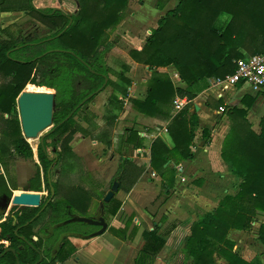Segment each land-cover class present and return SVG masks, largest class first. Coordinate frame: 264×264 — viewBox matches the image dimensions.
Returning <instances> with one entry per match:
<instances>
[{
    "label": "trees",
    "instance_id": "16d2710c",
    "mask_svg": "<svg viewBox=\"0 0 264 264\" xmlns=\"http://www.w3.org/2000/svg\"><path fill=\"white\" fill-rule=\"evenodd\" d=\"M32 1L0 0V11L23 10L54 31L49 37L36 39L21 37L18 26L0 28V35L5 38L0 43V75L7 80L0 84V201L10 200L13 190L17 189L15 177L9 174L10 161L33 157L32 149L22 134L20 121L14 116L17 98L28 83L41 87V92H49L46 88L54 90L53 128L45 137L56 139L52 142L53 148L61 142L62 150L67 154H72L69 144L75 134L79 132L87 136L91 128H95V116L89 110V104L96 95L106 86L120 91L123 96L128 94L126 89L109 78L110 69L104 59L112 46L106 40L107 33L123 19L128 0H76L78 11L70 16L59 9H36ZM163 4L158 1V9H162ZM223 14L228 16V20L223 27L217 26ZM49 16H52L50 22L47 21ZM51 44L52 47H49ZM42 46L48 49H41ZM242 49L249 50V56L264 51V0H176L175 7L158 19L156 27L145 38L143 47L129 51L134 62L149 68L174 67L186 86H176L166 72L153 70L147 81L145 96L140 99L129 97L133 109L139 113L168 122L167 134L172 147L156 138L149 150L150 166L161 178L164 179L167 174L174 175L171 167H164L168 161L177 165L192 157L191 148L198 127V118L186 108L171 115L173 99L178 96L192 101L196 93L191 89L196 86L206 88L209 79L234 73L236 60L245 56ZM19 54L26 57L21 58ZM118 78L127 85L131 83L123 75ZM257 95H244L241 107L224 105L221 99L206 102L214 109L225 108L223 114L229 119L230 129L222 144L221 158L242 181L235 195H226L215 210L203 214L191 224L183 251L187 259H192V264H216L217 256L226 259L228 264H250L232 250L233 245L226 235L231 229L249 230L257 217H262L258 237L264 246V116L260 119L259 132L252 129L247 118ZM115 98L110 97L107 104L106 112L110 115L104 118L108 125L114 120L113 112L122 109L123 103ZM78 114H81L87 127L74 123ZM211 132L212 129H202L204 145L211 142ZM126 134V140L133 144V149L142 148L143 141L136 130L128 129ZM106 144L111 145L110 141ZM46 147L47 143L38 147V159L48 196L38 207L17 210L15 224H0V238L10 240L22 263L32 264L39 258L18 237L24 236L29 242L31 233L26 229H30L38 218L45 217L37 230L38 234H42L71 217L80 216L79 212H88L91 207L92 196L87 192L74 187L62 197L59 196L60 184L57 180L49 183L46 174L51 162L43 151ZM56 154L57 159L53 157L52 164L60 160L61 154ZM142 171L131 159L125 158L111 179L109 188L118 177L119 191L129 192L130 188L124 187L123 182H134ZM50 184L54 188V197L41 211L50 197ZM29 188L31 191H42L40 172L37 171L29 180ZM105 194L97 198L102 200ZM115 195L108 203L103 202L106 216L116 215L121 206ZM32 218L35 219L30 222ZM91 227L84 222H73L53 229L52 247L65 233H74L79 235L77 238L83 239L93 236L89 234ZM124 228L121 239L125 238L127 226ZM16 229L17 235L14 233ZM111 231L120 236L117 229L112 228ZM70 237L63 238L56 255L50 259L52 264L55 260L63 264L70 250ZM142 238L144 245L136 264H151L165 245V238L158 225L144 231ZM20 245L24 246L21 251L17 249ZM36 245H39L38 241L33 245L37 249ZM4 252L5 249L0 254ZM43 252L49 255L48 250ZM7 255L13 258L11 264H15V257L10 253Z\"/></svg>",
    "mask_w": 264,
    "mask_h": 264
},
{
    "label": "crops",
    "instance_id": "0c3cea01",
    "mask_svg": "<svg viewBox=\"0 0 264 264\" xmlns=\"http://www.w3.org/2000/svg\"><path fill=\"white\" fill-rule=\"evenodd\" d=\"M172 2L173 0H168V2L166 3L170 4ZM32 4L36 9L39 10L52 8L59 9L68 16L74 15L78 11V4L76 0H33ZM164 7L165 4H163L162 9L157 8V10L162 11ZM170 9L172 8H169L168 10ZM24 13L0 11V28H6L13 22L15 25L11 26L20 27L19 24L22 23L20 21L25 20H32L38 26H42L41 23L32 18L28 12ZM221 19L227 21L228 16L223 15ZM121 21L122 23L125 22L123 20ZM225 23H221V25L217 26L223 27ZM140 24H144V22ZM122 38L124 40H130V33L128 32L127 34L122 35ZM242 52L245 55L244 57L249 56V50L242 49ZM132 62L134 61L132 60ZM209 80L208 86L199 93L201 98L206 97L208 99L205 100V102L199 101L192 106V114H195L198 118V129L200 130L198 132L196 130L195 132V137L193 139L191 148L192 157L188 160L181 161L177 165H175L171 161H168L164 165V167H171L174 170V175L170 176L167 174L164 179L161 178L160 175L151 168L149 150L151 143L156 138H160L169 148L172 147L171 139L167 134L168 122L160 120L159 118L145 116L133 109L132 105H128L126 104V101H123L125 104L124 108H127L129 112L131 111L130 114L133 116V120L135 121L134 125L136 126V128H134V130L137 131L143 141L142 148L134 149L135 155L131 157V161L134 163V165L143 169V171L142 174L134 182H130V184L127 186L130 188L129 192L125 193L121 190L124 193L125 197L116 198L121 202V206L116 215L119 216L120 214L126 212L125 210L129 211L130 215L133 217L132 228L136 229L137 226L140 225L139 230L141 231V235L146 230H152L154 225H158L161 232L166 226H168L169 222L171 221L170 218H176V220H178V225H182L181 227L184 228L186 227L187 231L184 237H187L190 234L191 224L198 221L201 217L199 212L201 211L203 212V214H206L215 210L218 207L220 201L225 197L223 196L219 198L217 195V189L237 187L236 189L238 190V186L242 181L241 178L233 174L228 163H226L221 158L222 144L224 138L229 132L230 123L228 117H226L225 114L220 113L217 110L215 111L213 110V108H210L206 105L209 97L212 96L213 98V92L209 90ZM128 90L130 91L128 97L131 98L140 99L143 98L146 93V87L138 85L131 86L130 88H128ZM250 93L251 92H249L247 88L236 87L225 93L224 99L221 100L223 101L224 105H239L243 96ZM228 94L233 97L232 100H229L227 98ZM251 96L256 95L251 94ZM213 100L216 99L213 98ZM258 102L259 105L257 107L258 109L256 113L259 111V108H262L264 106V92L258 93L256 103ZM256 103L254 104V106H256ZM92 104L90 103V106L93 108L94 105ZM107 104L108 101L105 105L107 106ZM253 107L251 109H253ZM105 115H98L96 118V124L100 126L99 123L101 120H105ZM261 117L258 121L259 130ZM105 122L107 123V121ZM203 128L212 129L211 142L206 145H204L202 139ZM78 137L79 136L75 134V143L73 142L70 144L74 152L78 151V148L76 147ZM94 143H100V145H103L104 142L95 140ZM34 169H36L35 166ZM34 169L33 167H29L26 164H18L16 166L13 175L16 180L17 189L13 190L12 195H17L20 193H38L41 197V203L42 199L44 198L45 192L47 193L46 189L44 188V177L42 172V191H31L29 188V180L36 173V170L34 171ZM4 201L5 200H2L0 202ZM193 205H196V209L198 212L195 210V213V211L191 210V206ZM14 207L16 208L14 209ZM23 209L17 206H12V204L8 203L6 209L4 210L3 205H0V210L5 211L4 214L0 216V224L3 222H10L12 225L15 224V212L17 210ZM149 209H153L154 211L152 213L156 214L155 223H151L150 221L151 217L149 215ZM197 213L198 215L195 216ZM257 219L260 223L262 217H257ZM44 221L45 217L41 216L32 224L31 228L26 229V231H29V233H31L29 242L31 241L30 243L32 245H34L37 241L39 243V245H36V247L37 250L42 253V264H52L50 259H52V255H56L57 250L54 251V244L52 252V235L49 236V229L51 227L45 230V232L42 234L37 233V230L42 226ZM253 225H255L254 222L252 223V226ZM125 226L126 225H122L121 228H124ZM111 227L120 229L119 225L114 222L110 223L108 229H110ZM257 227V231L256 229L251 231L252 228H250L249 230L231 229L226 235V239L233 245L232 250L236 252L242 260L250 264H264V246L260 242L258 237L259 224ZM98 237L99 236L89 240H84L77 237H70L68 239L71 243V246H74L79 251L84 250V247L86 245L89 246L87 249H93L94 252L91 254L90 258L97 264L121 263L124 259L122 255L114 257L111 255L106 256L105 253H102V251L108 249H104L99 246L103 244L102 242H98L95 240L90 244L87 243L88 241H91ZM0 240H5L7 243V245L2 250L5 249L6 251L7 249L13 248L11 246L10 240H8L7 238H0ZM143 245L144 242L140 247H143ZM13 249L16 251L15 248ZM17 249L21 251L24 249V246L20 245ZM45 249L49 251V255H47L46 252H43ZM8 253L14 256L11 252H4L3 254H0V264L12 263L13 258L7 255ZM121 257H123L122 260H120ZM217 259H220L219 262L222 264H228L227 260L223 257L217 256ZM55 263L60 264L59 260L55 261ZM63 264H69V261H66Z\"/></svg>",
    "mask_w": 264,
    "mask_h": 264
},
{
    "label": "rangeland",
    "instance_id": "374dc122",
    "mask_svg": "<svg viewBox=\"0 0 264 264\" xmlns=\"http://www.w3.org/2000/svg\"><path fill=\"white\" fill-rule=\"evenodd\" d=\"M54 1V0H52ZM158 1H161L165 4V7L162 11H158ZM166 3L164 0H128L127 7L123 13V21L120 22V24L110 30L107 33L106 40L107 42L112 43V46L110 49L105 53V62L110 69L109 78L119 85L120 87L126 89L129 94L128 88L131 86H143L147 87V81L152 73L153 70L159 71V72H166L174 85L179 87H186L185 84L181 81L179 74L177 70L172 67H158V68H149L147 65H141L136 62H132L131 57L129 56V51L136 49L140 50L145 42V38L151 34V30L156 27L157 21L160 17H162L166 11L169 8H173L176 5V1L173 0L172 3ZM6 12H21L24 13V11H6ZM25 14V13H24ZM224 15V14H223ZM220 16L217 25H221V23H225L226 20L221 19L222 16ZM131 19V21H130ZM52 20V16H49L47 21ZM142 21V22H140ZM22 22L19 24L21 28V37H28V38H36L41 39L45 37H49L54 33L53 30L48 29L45 25L38 26L35 22L32 20H25L20 21ZM144 24H140L143 23ZM220 23V24H219ZM15 25L14 22L11 23L9 26ZM118 29V30H117ZM129 29V30H128ZM131 29V30H130ZM13 30V29H12ZM11 33L12 31L9 30ZM15 34L16 32L13 31ZM130 33V40H124L122 38V35H125L127 33ZM7 35H5L6 37ZM8 37V36H7ZM5 39V38H3ZM2 36L0 35V43L2 42ZM25 39V38H24ZM8 40V39H6ZM133 41V42H132ZM52 47V44L49 46ZM41 49H48L45 46H42ZM31 55L32 53H28ZM21 58H24L26 56H22V54H19ZM119 75H123L127 79L130 80V84H125L122 80L118 78ZM7 80L0 75V84L5 83ZM31 85V86H30ZM41 87L36 86L34 84L28 83L23 91L28 92H41ZM49 92H54L52 89H48ZM203 87L196 86L195 88L191 89L196 93V97L192 102L185 107L189 113L192 114V106L199 102L207 100L208 98L202 97L199 95V93L203 90ZM232 88L228 89L226 93L231 90ZM245 90V89H243ZM242 90V91H243ZM123 96L120 91H117L116 89L112 88L111 86H106V88L100 92L98 95H96L91 101V104L94 105L93 108L89 104V110L91 113L95 116V120L93 119V122L95 121V128H91L89 131V135L84 136L81 133H77L76 135L78 137L77 142V148L78 151L74 152L72 147L70 146L71 143H75L74 136L69 144V147L72 150V154H67L62 150L61 142H58L56 145V152L53 151V147H51V138L48 140L49 147L47 148V155L49 157H54V153H60V160H56L53 163L52 166V178L54 180H57V182L60 184L59 189V196L64 197L68 193V189H73L74 187L77 189H81L84 192H87L90 194L91 197V207L88 212L80 214L79 217H85L90 218V216H94L97 213L98 205L102 201L97 198V196L110 191L109 183H111V179L114 177L120 163L125 159L133 157L135 155L133 144L127 142L126 140V132L128 129H134L136 126L134 125L133 116L130 114L129 110L125 107V104L123 101H126V104L131 105L129 101V97ZM116 97L115 100H118L119 102H122V109L115 110L113 112L114 120H111L109 125L105 122V120L100 121V126L96 124V118L98 115H107V106L105 105L107 101L110 100V97ZM124 97V98H122ZM211 97V98H210ZM209 97V102L213 100L212 96ZM229 100H232L233 97L228 94L227 97ZM95 103V104H94ZM241 107V102H240ZM237 105V106H239ZM259 105V102L256 103V106L253 107V109L249 110L247 118L249 122L252 125V129L255 132H259V126L258 121L261 116L264 115V106L262 108H259V111H257V107ZM212 108V107H210ZM261 109V110H260ZM174 108L171 107V115H175L173 113ZM217 110L218 109H214ZM99 113V114H98ZM126 113V114H125ZM226 115V114H225ZM14 116H17L19 119V112L18 107L16 110V113H14ZM227 117V115H226ZM20 121V119H19ZM82 116L81 114H78L74 117V123L82 126L87 127L84 122H82ZM21 125V124H20ZM162 127V126H160ZM53 128V125L49 126L46 130L42 131L36 139H29L27 142L29 143V146L32 149L33 157L27 160H13L10 161L8 165L9 174L11 176H14V169L18 164L22 165H28L29 167H36L38 172L41 174L40 170V162L38 160V157L36 156V146L39 143V139L41 136H46L47 133H49ZM86 129V128H84ZM22 130V129H21ZM197 132L200 131L198 127L196 128ZM23 134V133H22ZM103 135V136H102ZM212 135V132H211ZM64 138V137H63ZM99 138L102 140L103 145L100 143H94L95 140H99ZM54 138H52V142ZM30 140L32 142H30ZM110 141L111 145H107L106 142ZM98 142V141H97ZM195 145V143H194ZM34 169V171L36 170ZM237 176V175H236ZM241 178V177H239ZM133 179V178H132ZM131 179V180H132ZM118 177L114 180L117 181ZM242 180V178H241ZM130 184V182H123V186L127 187ZM237 187H230V188H219L217 189V195L218 197H223L226 195H235L237 192ZM47 191V190H46ZM14 196V194L12 195ZM48 196V192H45L44 198ZM116 198H124V193L120 190L116 192ZM12 199V198H11ZM5 202H0V205H4ZM11 204V200L9 202ZM192 211H197L196 205L191 206ZM126 212L120 214L119 216L108 215L106 216V227L107 231L98 238H95L91 241H88L87 243L90 244L93 241L102 242V245H99L101 248H108L107 250H116L126 249L127 246H137L140 247L142 243L144 242L142 239L141 231L139 230L140 225L137 226L136 229L132 228L133 224V217L130 215L129 211L125 210ZM154 210L149 209V215L151 217V223H155L156 221V214H153ZM195 211V213H196ZM200 211V210H199ZM189 212V211H187ZM198 212V211H197ZM201 217L203 216V212H199ZM198 213L195 215L197 216ZM199 215V216H200ZM171 221L169 222L168 226H166L160 233L165 238V245L162 247L160 252L157 254L155 259L152 261L151 264H192V259H187L185 256L186 254L183 251V247L185 244V234H186V227H181L182 225H178V220L176 218H170ZM255 225H253L251 228L252 230L257 231L259 221L257 218L254 219ZM117 223L119 225L120 229H117L119 231L120 236H114L111 229L109 228L110 223ZM122 225H126L127 229L125 231V238L121 239L122 232L125 228H121ZM132 228V229H131ZM184 228V229H183ZM93 227H91V230ZM116 229V228H114ZM115 238V239H114ZM125 245V246H124ZM123 254V252H122ZM123 257H121L120 260H122ZM220 259L216 260V264H222L219 262Z\"/></svg>",
    "mask_w": 264,
    "mask_h": 264
},
{
    "label": "water",
    "instance_id": "95a60500",
    "mask_svg": "<svg viewBox=\"0 0 264 264\" xmlns=\"http://www.w3.org/2000/svg\"><path fill=\"white\" fill-rule=\"evenodd\" d=\"M71 22V21H70ZM17 107L19 112V119L21 124V129L23 136L26 139H36L38 135L46 130L49 126L52 125V116L53 111L55 107V92H28V91H22L17 98ZM43 137H40L41 144L43 145ZM54 158L57 159V154H53ZM53 158L48 157V160H52ZM119 191V183L118 181H113L111 185L110 191L106 193V195L103 198L104 203H108L116 194V192ZM54 197V188L50 184V197L46 204L42 207L41 211L46 207L47 203L52 200ZM40 195L38 193H20L17 195L12 196L11 204L12 206H17L21 209L26 207H38L40 203ZM10 200H5L3 209L5 210ZM40 211V212H41ZM5 211L0 210V216L4 214ZM39 216V213L36 214L35 218ZM35 218H32L30 222H33ZM73 222H84L87 224H93V225H101L102 230L94 234L99 235L102 233L104 229H106V222L104 219H101L100 221H96L91 218H85V217H79L74 216L70 219H67L53 227H51L49 230V236L52 235V230L55 228H58L60 226H63L68 223ZM15 235H17V230L15 231ZM66 236H72V237H78L79 235L74 233H65L62 234L58 241L55 244L54 251L58 249L61 241ZM91 236V237H93ZM22 241H24L31 249H33L38 254V260L35 263L32 264H39L42 262L43 256L40 251H38L30 242H28L24 237L18 236ZM90 238V237H89ZM47 239V238H45ZM11 252L15 257V263L16 264H31V263H22L17 258V253L13 248L7 249L5 253Z\"/></svg>",
    "mask_w": 264,
    "mask_h": 264
},
{
    "label": "built area",
    "instance_id": "2783aa9c",
    "mask_svg": "<svg viewBox=\"0 0 264 264\" xmlns=\"http://www.w3.org/2000/svg\"><path fill=\"white\" fill-rule=\"evenodd\" d=\"M236 87L247 88L249 92L256 94L264 92V51L237 59L234 73L209 80V90L216 100L224 99L226 91ZM191 102L186 97H175L172 101L173 113L181 111ZM218 111L223 113L224 106H220ZM6 245L5 240H0V252Z\"/></svg>",
    "mask_w": 264,
    "mask_h": 264
},
{
    "label": "flooded vegetation",
    "instance_id": "af4514ba",
    "mask_svg": "<svg viewBox=\"0 0 264 264\" xmlns=\"http://www.w3.org/2000/svg\"><path fill=\"white\" fill-rule=\"evenodd\" d=\"M25 138V137H24ZM26 139V138H25ZM50 138L48 137H43V145L41 144V140L39 139V143L38 145L36 146V155L38 157V147L39 146H44V143H47V147L46 148H43V151L46 153L47 155V148L49 147V144H48V140ZM28 140V139H26ZM54 141L56 140L55 138L53 139ZM51 147H52V138H51ZM53 151H55V148H53ZM48 155H47V159H48ZM53 158V157H51ZM39 160V159H38ZM51 162V164L49 165L48 167V171H47V174H46V178L48 179L49 183H52L53 181H55L53 178H52V160H49ZM40 166V170L41 172L43 173V170H42V167H41V164H39ZM38 170L36 169V172ZM43 177H44V173H43ZM111 189V187H110ZM104 198V197H103ZM98 209H97V213L94 215V216H91L90 218L91 219H94L96 221H100L101 219H104V221L106 222V216H105V211H104V207H103V199L102 201L99 203V205L97 206ZM89 225H92L94 228L92 229V232H90L89 234H97L99 233L101 230H102V226L101 225H93V224H89ZM105 231H107V227L106 229H104L102 231L101 234L99 235H95L93 237H90V238H87V240L89 239H92L94 237H97V236H101L105 233ZM115 236V235H114ZM83 239V238H81ZM86 240V239H84ZM125 246V245H124ZM89 246H85L84 247V250H81L79 251L77 248H75L74 246H70V250L68 251V256L66 257V259L63 261V263H65L66 261H69V264H97L95 261H93L90 257H91V254L94 252L93 249H87ZM141 250H142V247H135V246H127L126 245V249L124 250H121V249H116V250H104L102 251V253H105V255H111V256H114V257H118V255H122L124 257L123 261L119 264H136V258L141 254ZM52 252H53V247H52ZM123 252V254H122ZM53 254V253H52ZM52 257H54L52 255ZM57 261V260H55ZM54 264H56L54 262ZM115 264H118V263H115Z\"/></svg>",
    "mask_w": 264,
    "mask_h": 264
}]
</instances>
